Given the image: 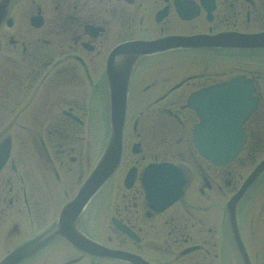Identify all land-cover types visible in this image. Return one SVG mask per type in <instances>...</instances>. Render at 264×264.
I'll list each match as a JSON object with an SVG mask.
<instances>
[{
  "label": "flooded vegetation",
  "instance_id": "af4514ba",
  "mask_svg": "<svg viewBox=\"0 0 264 264\" xmlns=\"http://www.w3.org/2000/svg\"><path fill=\"white\" fill-rule=\"evenodd\" d=\"M261 34L264 0H0V263L54 236L13 264H247L244 249L250 264H264L257 215L248 217L250 247L242 213L249 193L264 187V170L237 205L238 238L227 207L264 159V46L241 42ZM135 42L162 47L132 68L118 167L57 234L101 155L95 112L105 114L104 141L111 132L112 61ZM237 76L251 84L255 106L243 149L218 166L195 148L200 118L189 99ZM159 162L186 179L164 209L151 205L143 183ZM78 235L96 247L73 243Z\"/></svg>",
  "mask_w": 264,
  "mask_h": 264
},
{
  "label": "water",
  "instance_id": "95a60500",
  "mask_svg": "<svg viewBox=\"0 0 264 264\" xmlns=\"http://www.w3.org/2000/svg\"><path fill=\"white\" fill-rule=\"evenodd\" d=\"M241 42L251 43L253 47L262 46L264 45V34L243 39ZM161 47L157 42L131 44L126 46L121 53L123 61H115L114 64L122 66L119 67V71L118 67L111 70V137L98 165L83 183L74 201L63 210L64 226H58L57 234L60 232L64 233L65 229H67L68 218L74 214L78 215L88 200L104 185L117 166L121 154L127 89L132 67L141 55L157 51ZM242 83H244L243 80L240 83L238 80H234L208 88L196 95L197 99L211 102L212 108L207 110L204 109L205 105H202L200 109H197L202 121L194 129V140L200 153L211 159L215 164H223L233 159L243 145L245 134L241 124L250 110H248L246 94H243V100H241L240 94L235 93L233 95L230 93ZM225 95L228 96V99L223 104L221 103V98L225 97ZM236 96L239 99H236ZM263 170L264 160L247 177L242 188L228 203L236 235V204ZM144 183L153 203H157L158 199H165L166 204H168L182 193L184 177L181 170L171 164L152 165L145 172ZM156 189L159 190L160 194L157 193ZM53 237L46 236L35 239L30 245L23 247L25 253L17 251L0 264H13L18 255L25 256L28 252L37 251L43 243L50 241ZM81 241L84 242L83 244L86 247H92L87 241ZM243 254L246 263H248L247 255L244 251Z\"/></svg>",
  "mask_w": 264,
  "mask_h": 264
},
{
  "label": "rangeland",
  "instance_id": "374dc122",
  "mask_svg": "<svg viewBox=\"0 0 264 264\" xmlns=\"http://www.w3.org/2000/svg\"><path fill=\"white\" fill-rule=\"evenodd\" d=\"M139 112L136 111L135 114H138ZM95 119L98 120V125L94 127V132H95V146H98L102 149L105 141L103 140L102 136H103V133L105 132L106 130V126L103 125L104 122L102 121L105 117V114H104V111L103 110H99L97 112H95V115H94ZM176 137H173L171 138V144H172V148L175 147L176 145ZM173 155V154H172ZM171 155V157H172ZM250 166L246 167L244 170H243V173H246V171H248ZM240 178V177H239ZM237 178V179H239ZM259 189L257 190H253L249 193V196H248V199L247 201L243 204V215L245 217L244 219V232H245V237L247 238L249 244H250V247L253 246L255 247L256 244H254V234L251 233V229L252 227L250 226V223L248 222V217L249 218H254L252 217V215H257L255 216L256 218V226L255 227V230H256V236L259 235V240H263L264 239V209L263 210H259V202L261 200V194L264 193V187L262 188L261 186L258 187ZM260 194V200H258V205L256 206L257 202H255L254 200L255 199H258V196ZM224 197H222L221 195H219L218 197V200H221V201H224ZM262 209V208H261ZM250 230V231H249ZM262 234V235H260ZM253 254L256 256L257 255V251L254 249L253 250Z\"/></svg>",
  "mask_w": 264,
  "mask_h": 264
},
{
  "label": "snow or ice",
  "instance_id": "6c2138e0",
  "mask_svg": "<svg viewBox=\"0 0 264 264\" xmlns=\"http://www.w3.org/2000/svg\"><path fill=\"white\" fill-rule=\"evenodd\" d=\"M118 71H119V65H118Z\"/></svg>",
  "mask_w": 264,
  "mask_h": 264
}]
</instances>
